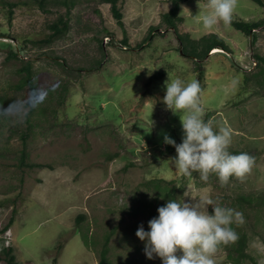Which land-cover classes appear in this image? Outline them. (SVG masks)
Segmentation results:
<instances>
[{"label":"rangeland","instance_id":"rangeland-1","mask_svg":"<svg viewBox=\"0 0 264 264\" xmlns=\"http://www.w3.org/2000/svg\"><path fill=\"white\" fill-rule=\"evenodd\" d=\"M64 1L48 0L44 11L0 0V250L13 246L20 264H102L104 249L105 264H163L147 258L136 232L141 224L150 230L169 192L195 203L184 195L191 185L189 195L243 213V224L232 227L237 239L246 237V255L236 239L218 248L215 264H264V205L250 202L264 198V60L257 58L264 57V26L254 30L255 43L232 23L205 29L198 16L206 7L199 13L198 0L183 1L180 32L217 33L231 47L201 63L182 53L164 21L171 0H121L124 26L110 3ZM61 14L70 19L67 33L47 41ZM262 18L263 6L238 0L233 19ZM26 65L36 96L29 85L17 87ZM169 74L198 80L203 118L231 129L230 153L255 159L243 182L232 177L222 187L215 175L205 183L175 169L176 149L164 137L179 144L183 131L180 115L163 102Z\"/></svg>","mask_w":264,"mask_h":264},{"label":"clouds","instance_id":"clouds-1","mask_svg":"<svg viewBox=\"0 0 264 264\" xmlns=\"http://www.w3.org/2000/svg\"><path fill=\"white\" fill-rule=\"evenodd\" d=\"M237 6L238 0H207L205 6L198 0L199 13L202 8L207 9L198 16V22L205 29L220 22L230 25ZM165 85L163 102L173 114L180 115L183 131L179 144L167 135L164 137V142L176 149L177 156L172 159L175 169L185 177L198 173L205 183L215 175L222 187L227 186L232 177L243 182L255 159L247 153H230L231 129L221 126L217 130L212 120L203 118L200 82L186 83L169 74ZM190 191L192 186L188 185L184 195L191 196L195 203L170 199L158 208V217L148 221L150 230L146 231L143 224L138 228L136 235L145 242L148 259L158 256L163 264H215L218 248L237 239L232 225L243 224V213L220 206L206 195H189ZM209 206L213 209L211 214Z\"/></svg>","mask_w":264,"mask_h":264},{"label":"trees","instance_id":"trees-1","mask_svg":"<svg viewBox=\"0 0 264 264\" xmlns=\"http://www.w3.org/2000/svg\"><path fill=\"white\" fill-rule=\"evenodd\" d=\"M27 1L30 3H34V5L39 6V8L43 9L44 11L49 10L48 0H27ZM101 1L111 4L112 12L114 16L116 17L118 23L121 26H124L125 24L123 20L124 14L122 10L120 9V4H119L121 0H101ZM183 1H187V0H171L172 7L169 9L168 12L164 14V21L168 24L169 28L174 29L175 33L178 36V39L180 42V50L182 51V53L185 56L193 58L197 62L203 63L210 56V54L212 53V50L216 47L222 48L225 51H231V47L217 33H209V34L203 35L201 38H194L189 32L182 33L179 31V23L182 22L183 20V17L180 15V8H181V4L183 3ZM254 1L264 7V0H254ZM64 2L66 4L69 3L68 0H65ZM231 23L237 29L243 31L244 33L249 34V35L253 34V43H255L257 40V35L254 33V30L258 29L259 27L264 26V18L260 20H255V21L232 19ZM69 25H70V19L67 14H64V15L61 14L60 16H58V18H56L50 24V28L52 29V32L49 36V39H47V41H50V39L52 40L54 38H58V37L65 35L69 29ZM157 29L158 28L153 27V29H151L145 41H149L150 39H152L154 36V31ZM257 58L258 60H264V57L260 55H257ZM24 69L26 73L23 74L22 81L20 82V84L17 85V87L22 88L25 85H29L33 95L36 96L37 85L34 80L32 66L26 65L24 66ZM163 76H164V71L157 72L156 74H154V78H162ZM1 103L5 105L4 101ZM205 120L207 121V119ZM26 156H27L26 151L23 150L22 155H21V161L27 164ZM169 193H172V199H175L178 201L177 197L175 196V194H173V192H169ZM256 201H258L260 205H264L263 197L259 200H252L250 202L255 203ZM163 205H166V204L162 203L161 206ZM158 215L159 213L157 211L156 216L158 217ZM81 217H83V215H79V218ZM14 221L15 219L12 217L9 224L6 225V228L12 225ZM245 241H246V237L243 234H241L237 239V243L239 245L240 256L246 255L244 252ZM106 252H107V249H104L102 258H101L102 264H105L107 261ZM0 259L4 260L6 264H20V262L18 261L16 257V254L14 253V247L11 245H4L2 247V249L0 250ZM54 264H56V260Z\"/></svg>","mask_w":264,"mask_h":264},{"label":"bare ground","instance_id":"bare-ground-1","mask_svg":"<svg viewBox=\"0 0 264 264\" xmlns=\"http://www.w3.org/2000/svg\"><path fill=\"white\" fill-rule=\"evenodd\" d=\"M224 50L222 49V48H214L213 50H212V53H216V52H223Z\"/></svg>","mask_w":264,"mask_h":264}]
</instances>
